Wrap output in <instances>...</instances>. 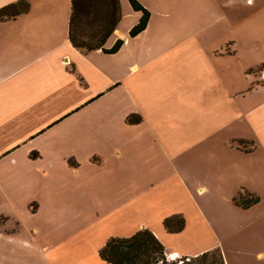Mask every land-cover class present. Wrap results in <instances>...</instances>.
Returning <instances> with one entry per match:
<instances>
[{
  "label": "rangeland",
  "instance_id": "rangeland-1",
  "mask_svg": "<svg viewBox=\"0 0 264 264\" xmlns=\"http://www.w3.org/2000/svg\"><path fill=\"white\" fill-rule=\"evenodd\" d=\"M164 9L158 24L163 28L157 31H167L170 38L164 43L151 38L165 50L147 72L154 87L163 85L162 91L153 88L155 93H149L156 114L149 128L126 129L109 118L101 156L93 161L88 151L82 152V167L71 172L58 168L35 176L33 166L27 165L20 167L21 175L6 160L0 163V197L3 192L21 197L15 209L7 210L12 216L8 230L15 229L20 239L44 251L0 245V256L8 264H101L102 243L111 235L137 232L130 230L141 219L162 234L167 254L177 259L188 257L195 263L208 251L210 260L216 257L220 264V252H227L230 264H264V0H168ZM229 39L234 43L226 46ZM217 46L236 54L215 56ZM47 136L61 146L56 139L65 135L53 131ZM22 137L7 133L1 145L8 147ZM66 144L72 148L82 143L73 139ZM70 162L78 164L73 158ZM242 185L262 198L253 212L232 204V194ZM74 189L89 199L71 194ZM190 189L196 194L203 190L199 200L209 220L196 207ZM47 191L68 206L61 210L50 198L38 214L28 210L26 198ZM131 191L132 202L127 199ZM133 208L138 218L129 222ZM3 209L0 205V213ZM175 212L184 213L187 227L171 234L163 218Z\"/></svg>",
  "mask_w": 264,
  "mask_h": 264
},
{
  "label": "crops",
  "instance_id": "crops-1",
  "mask_svg": "<svg viewBox=\"0 0 264 264\" xmlns=\"http://www.w3.org/2000/svg\"><path fill=\"white\" fill-rule=\"evenodd\" d=\"M17 1L19 0H0V8ZM28 1L31 6L27 13L0 22V155L3 153L0 163L6 160L9 167H18L16 171L21 175L20 169L27 165L33 166L35 176L46 175L58 168L71 172V168L76 170L82 167L80 157L82 152L88 151V158H92L93 161L98 155L101 156L99 154L103 150L101 142L103 137H107L108 132H105L104 128L108 130V122L111 120L109 118L115 117V120L121 121L126 129L138 131L144 129V126L149 128L156 120V114L149 103V93H155L153 88L162 91L163 85L161 89L160 85L154 87L147 72L150 66L160 60L165 50L164 47L160 49L161 43L156 45L151 38L163 43L170 38L167 31L162 33L157 31V28L160 30L163 28L158 24L165 14L164 7L168 0H138L149 10L150 18L146 29L136 36H131L130 33L140 22L143 13L134 10L130 0H120L121 20L107 40L105 48L111 49L119 40H122L123 44L116 53L110 54L100 49L86 53L72 44L69 31L73 0ZM225 43L226 46L230 43L233 45L234 41L229 39ZM235 54L236 51L228 49L222 51L219 46L214 50V55L218 57ZM251 68L246 69V74ZM94 84L97 87L92 89L91 85ZM130 115L140 116V122L129 123ZM67 123L72 124L65 127ZM70 127L71 129H68ZM53 131L65 135L56 139L61 146L49 141L50 137L47 135ZM18 132L24 137L19 141L14 139L8 147L1 145L4 135ZM46 137L48 138L43 141ZM73 139L82 144L69 148L68 146L73 144L66 143ZM25 144H29V149L20 153ZM33 151L39 152L38 157H32ZM71 158L77 160L76 166L71 164ZM182 168L178 167L179 172ZM182 171L187 175L185 169ZM71 180L66 182L70 184ZM242 189L259 195L252 187L242 185L232 194V204L239 209L253 212L262 198L259 195L261 198L259 203L250 208H243L234 200L235 195ZM15 193L17 192L1 193L0 205L6 210L3 209L0 213V245L8 244L13 247L24 245L29 246L31 250L44 252L43 247L40 248L27 239H20L14 234L15 229L12 231L7 228L12 218L7 210L15 209L18 200L21 199ZM70 193L73 195L77 193L79 195L76 197L89 199L83 190L74 189ZM188 193L199 211L202 210L205 218L209 220L208 212L199 200L203 190L196 194L190 189ZM132 194L131 191L129 194L131 196L127 197L131 202L134 199ZM50 198L57 202L56 205L61 210L68 206L51 191L41 196L26 198L25 205L29 203L28 210L32 208L33 213L38 214ZM121 205L120 203L116 206ZM122 208L125 210L128 206ZM134 213V208L130 209L126 218L129 222L137 220L138 216L134 217ZM142 220L130 231L150 229L163 241L162 234ZM164 231L166 232L165 229ZM111 237L124 236L108 237L99 247L98 254ZM223 256L226 264H230L227 252L225 254L223 252ZM99 258L101 264H108L100 255ZM7 261L9 260L6 256H0V264L11 263Z\"/></svg>",
  "mask_w": 264,
  "mask_h": 264
},
{
  "label": "trees",
  "instance_id": "trees-1",
  "mask_svg": "<svg viewBox=\"0 0 264 264\" xmlns=\"http://www.w3.org/2000/svg\"><path fill=\"white\" fill-rule=\"evenodd\" d=\"M134 10L141 11L140 22L132 29L131 36L144 31L148 25L150 12L138 0H130ZM28 0H19L0 8V22L15 19L27 13L30 9ZM121 20L120 0H73L72 16L70 19V40L72 44L88 53L102 50L105 53H116L121 45L119 40L111 49L105 48L109 37L116 30ZM135 115H130L128 121L132 124L140 122ZM235 203L243 208H250L260 202L261 198L255 193L242 190ZM168 233L176 234L184 231L186 219L181 214H173L163 220ZM99 255L108 264H219L216 257L205 252L197 256L196 262L188 257L171 259L166 252L165 245L150 229H141L129 237H111L101 248ZM220 264H226L220 252Z\"/></svg>",
  "mask_w": 264,
  "mask_h": 264
},
{
  "label": "built area",
  "instance_id": "built-area-1",
  "mask_svg": "<svg viewBox=\"0 0 264 264\" xmlns=\"http://www.w3.org/2000/svg\"><path fill=\"white\" fill-rule=\"evenodd\" d=\"M169 257H170L171 259H175V257H174L173 255H170Z\"/></svg>",
  "mask_w": 264,
  "mask_h": 264
}]
</instances>
